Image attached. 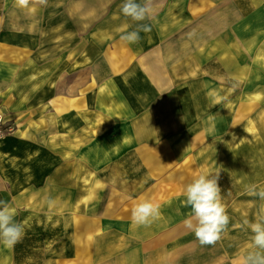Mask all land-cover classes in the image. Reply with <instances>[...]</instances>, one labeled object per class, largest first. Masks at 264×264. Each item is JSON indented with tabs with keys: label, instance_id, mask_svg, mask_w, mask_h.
Returning <instances> with one entry per match:
<instances>
[{
	"label": "rangeland",
	"instance_id": "374dc122",
	"mask_svg": "<svg viewBox=\"0 0 264 264\" xmlns=\"http://www.w3.org/2000/svg\"><path fill=\"white\" fill-rule=\"evenodd\" d=\"M123 2L0 0V200L24 225L0 264H242L252 247L264 0H154L143 22ZM137 23L151 31L122 41ZM217 172L230 221L202 245L183 192ZM141 197L160 205L147 227L132 222Z\"/></svg>",
	"mask_w": 264,
	"mask_h": 264
},
{
	"label": "clouds",
	"instance_id": "9594fccd",
	"mask_svg": "<svg viewBox=\"0 0 264 264\" xmlns=\"http://www.w3.org/2000/svg\"><path fill=\"white\" fill-rule=\"evenodd\" d=\"M46 5L47 0H38ZM17 7L27 9L30 0H15ZM124 16L136 22L152 21L155 15L154 0H124L121 5ZM151 25L137 23L135 29L124 32L120 39L129 44L140 40V32H150ZM208 95L213 98L214 92ZM220 172L212 174L200 173L193 177L184 189L183 206L190 207L185 226L192 230L202 245H213L220 240L222 233L229 225L230 217L222 202L221 187L218 184ZM250 195L264 201V187L255 184L248 187ZM53 202L49 201L51 205ZM132 222L137 226H150L160 216V205L150 198L141 197L133 206ZM15 212L7 201L0 200V244L11 249L22 237L24 225L14 220ZM251 230V249L242 257V264H264V203L259 205L254 221L244 220Z\"/></svg>",
	"mask_w": 264,
	"mask_h": 264
},
{
	"label": "built area",
	"instance_id": "2783aa9c",
	"mask_svg": "<svg viewBox=\"0 0 264 264\" xmlns=\"http://www.w3.org/2000/svg\"><path fill=\"white\" fill-rule=\"evenodd\" d=\"M12 131V126L8 124L6 116L0 113V141Z\"/></svg>",
	"mask_w": 264,
	"mask_h": 264
},
{
	"label": "crops",
	"instance_id": "0c3cea01",
	"mask_svg": "<svg viewBox=\"0 0 264 264\" xmlns=\"http://www.w3.org/2000/svg\"><path fill=\"white\" fill-rule=\"evenodd\" d=\"M4 140H2V141H0V144H1V142H3Z\"/></svg>",
	"mask_w": 264,
	"mask_h": 264
}]
</instances>
